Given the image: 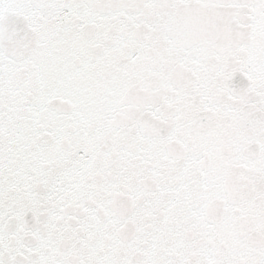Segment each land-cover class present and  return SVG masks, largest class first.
I'll return each mask as SVG.
<instances>
[{
  "label": "snow or ice",
  "instance_id": "1",
  "mask_svg": "<svg viewBox=\"0 0 264 264\" xmlns=\"http://www.w3.org/2000/svg\"><path fill=\"white\" fill-rule=\"evenodd\" d=\"M0 264H264V0H0Z\"/></svg>",
  "mask_w": 264,
  "mask_h": 264
}]
</instances>
